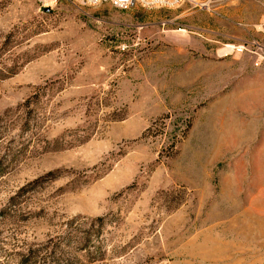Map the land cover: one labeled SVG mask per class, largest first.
Here are the masks:
<instances>
[{"label": "rangeland", "instance_id": "374dc122", "mask_svg": "<svg viewBox=\"0 0 264 264\" xmlns=\"http://www.w3.org/2000/svg\"><path fill=\"white\" fill-rule=\"evenodd\" d=\"M263 20L0 0V264H264Z\"/></svg>", "mask_w": 264, "mask_h": 264}, {"label": "built area", "instance_id": "2783aa9c", "mask_svg": "<svg viewBox=\"0 0 264 264\" xmlns=\"http://www.w3.org/2000/svg\"><path fill=\"white\" fill-rule=\"evenodd\" d=\"M60 0H36L38 7L41 6H49L50 8L54 7ZM84 4L95 5L104 1L110 2L112 5L118 8H128L135 4H139L144 7H154V6H174L179 4L184 0H74ZM195 2L199 7H204L208 5L209 0H189ZM264 3V0H263ZM261 28L264 31V20L261 23ZM255 45L256 48L260 49L259 44L257 42H249V43H241L234 48L238 51L249 50L251 46ZM257 51V50H256ZM260 55V53H258ZM261 56V55H260ZM259 60L256 62L258 63Z\"/></svg>", "mask_w": 264, "mask_h": 264}, {"label": "trees", "instance_id": "16d2710c", "mask_svg": "<svg viewBox=\"0 0 264 264\" xmlns=\"http://www.w3.org/2000/svg\"><path fill=\"white\" fill-rule=\"evenodd\" d=\"M34 252L32 250L30 253L24 255L17 264H30L31 263V259H32L31 257H35V255H36V253L34 254ZM56 257L60 258V256H56ZM42 258H43V260H42L43 262L42 263L45 264V259H44L43 256H42ZM61 259H62V262H59L57 259H55V260H52V262L48 261V264H74V262L68 257L61 258Z\"/></svg>", "mask_w": 264, "mask_h": 264}, {"label": "water", "instance_id": "95a60500", "mask_svg": "<svg viewBox=\"0 0 264 264\" xmlns=\"http://www.w3.org/2000/svg\"><path fill=\"white\" fill-rule=\"evenodd\" d=\"M42 10H44V11H48V10H50V7L49 6H41L40 7Z\"/></svg>", "mask_w": 264, "mask_h": 264}]
</instances>
